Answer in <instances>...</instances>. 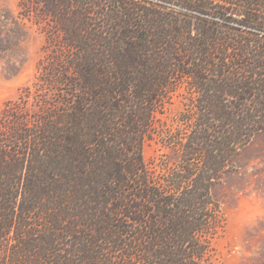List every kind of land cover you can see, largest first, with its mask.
Returning a JSON list of instances; mask_svg holds the SVG:
<instances>
[{"label":"trees","instance_id":"trees-1","mask_svg":"<svg viewBox=\"0 0 264 264\" xmlns=\"http://www.w3.org/2000/svg\"><path fill=\"white\" fill-rule=\"evenodd\" d=\"M66 56L0 114V264H210L212 189L264 133V0H45ZM185 85L174 167L144 144Z\"/></svg>","mask_w":264,"mask_h":264},{"label":"rangeland","instance_id":"rangeland-1","mask_svg":"<svg viewBox=\"0 0 264 264\" xmlns=\"http://www.w3.org/2000/svg\"><path fill=\"white\" fill-rule=\"evenodd\" d=\"M45 0H0V114L18 109L33 116L53 98L52 66L66 56L63 37L44 14ZM191 108L185 85L157 114L144 144V159L156 173L174 167L170 145L185 129ZM220 205L221 228L210 240V264H264V133L232 159L212 189Z\"/></svg>","mask_w":264,"mask_h":264}]
</instances>
